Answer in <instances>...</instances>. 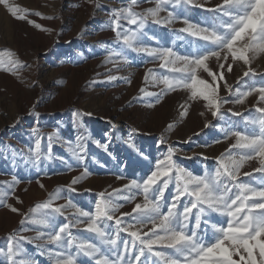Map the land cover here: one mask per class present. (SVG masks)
Masks as SVG:
<instances>
[{
    "label": "rangeland",
    "instance_id": "obj_1",
    "mask_svg": "<svg viewBox=\"0 0 264 264\" xmlns=\"http://www.w3.org/2000/svg\"><path fill=\"white\" fill-rule=\"evenodd\" d=\"M156 2L138 0L133 10L143 13L155 7ZM221 2L170 0L156 18L161 23L149 17L142 44L137 46L170 47L179 56L194 54L201 45L210 42L180 31L187 26L184 21L211 31L212 24L219 25L228 19L221 13L208 11ZM130 3L131 0L0 3V50H10L15 53L12 59L20 61L14 69L8 65L10 71L0 68V193L3 194L0 196V249L7 250L9 235L15 230L16 235L30 238L22 241L21 246L27 253L23 258H30L32 264H56V253L64 251L49 241L51 228L34 225L30 220L20 225L24 214L48 201L50 193L55 194L51 201L54 206H64L62 214H55L57 230L60 225L68 224L67 231L76 238L67 249L76 264H98L102 257L116 261L118 252L124 251V242L129 249L125 255L135 264L134 254L138 253L140 243L135 240L136 247H133L130 232L143 234L152 225L136 224L131 216H121V213H131L136 203H144L142 189L129 191L124 186L132 180L142 183L156 169V161H164L170 147L174 173L177 167L193 176L211 173L218 167L217 157L235 143L232 132L258 129L250 121L261 117L256 109L264 107V101L252 89L264 87V52L249 51L247 65L232 61L231 57L228 61L210 58L206 61L208 67L217 74L224 72V80L215 83L203 69L197 71L199 78L214 87L219 85L222 115L214 117L207 101L192 97L191 88L166 87L162 82L164 76L184 78L181 73L170 71L172 65L161 68L158 57L129 49L116 36L113 10L127 8ZM11 6L26 9L17 13L26 19L14 17L8 10ZM120 25L121 31L137 27L125 19L120 20ZM220 63L225 64L224 69H220ZM228 63L233 65L231 72L226 70ZM180 66L181 62L175 65ZM249 68L250 74L244 76ZM110 76L116 79L110 80ZM225 81L231 91L225 87ZM245 92L251 94L239 103ZM74 112L81 115L74 117ZM237 112L241 115H235ZM37 139L40 140L39 159L34 151ZM232 151L243 154L240 150ZM258 167V159L246 162L241 168L240 180L258 184L264 175L253 171ZM244 172L252 175L244 176ZM176 188L177 178L173 174L161 201L163 211H167L165 205L171 204ZM100 193L118 206L112 215L120 218V225L115 219L99 221L103 231L117 240L115 246L88 231V218L80 216L81 210L95 212ZM128 196L135 199L125 200ZM149 199L154 196L150 194ZM189 199L181 198L177 204L180 212ZM8 205L19 211H11ZM45 211L50 210L37 209L35 218H41L40 213ZM225 219L219 213L205 212L199 235L205 239L211 237L212 226H219ZM21 227L27 230L20 231ZM189 227H195L192 218ZM38 232L44 233L43 239H36ZM81 242L94 244L99 251L93 256L83 251L77 253ZM159 250L172 252L160 245L154 246V251ZM145 255L146 264L154 261L163 264L159 258L147 252ZM0 264H9L2 254Z\"/></svg>",
    "mask_w": 264,
    "mask_h": 264
},
{
    "label": "snow or ice",
    "instance_id": "obj_2",
    "mask_svg": "<svg viewBox=\"0 0 264 264\" xmlns=\"http://www.w3.org/2000/svg\"><path fill=\"white\" fill-rule=\"evenodd\" d=\"M89 2L91 3L93 0H89ZM137 2L138 0H131L127 8L113 10L112 24L116 36L123 40V44L127 48L158 57L161 61V68H168L169 65H172L171 72L183 75V79L164 76L162 82L167 88L171 89L180 85L189 87L192 89V97L199 96L207 101V107L214 117L222 115L221 98L218 95L219 85L214 87L207 80L199 78L197 71L203 69L215 83L217 80H224V72L221 71L219 74L213 72L206 63L210 58L228 61L231 57L232 61H243L247 65L249 64V51L264 52V0H222L215 8L208 9V11L221 13L228 19L222 20L219 25L212 24L211 31L185 20L184 23L187 26L180 31L199 37L204 42H210L201 45L194 54L189 56H179L170 47L137 46L142 44L143 29L149 17L153 18L155 23H161V20L156 18L162 10V6L169 3L170 0H157L155 7L146 9L143 13L133 10ZM176 2L180 3L181 0H176ZM184 2L191 3L192 0H184ZM0 3L7 4L8 0H0ZM199 6L203 7V5ZM8 10L18 19H26L24 15H17L18 11L26 12V9L18 10L15 6H11ZM36 14L39 15V13ZM121 19L127 20L131 25H136V29L121 31ZM29 23L34 24L35 22L29 21ZM36 26L40 27V25ZM14 56L15 53L8 49L0 50V68L10 71L12 69L8 65H12L14 69L16 64L20 63L19 60L12 59ZM177 62H181L180 67H175ZM219 67L224 69L225 64L220 63ZM226 70L231 72L233 65L228 63ZM250 72L249 68L244 72V76H248ZM109 79H116V77L110 76ZM186 81L190 82L186 83ZM225 87H229L231 91L226 81ZM252 91H257L260 94L259 99L264 101V87L252 89ZM250 94L251 92L243 93L238 102L243 103L244 98ZM149 95L152 94L149 93ZM256 111L262 115L258 120H251L250 123L258 125V129L254 127L250 131L232 132L231 135L234 136L235 143L230 144L226 153L217 157L218 167L213 172H206L203 176H193L186 170L177 167L174 173L173 150L170 147L164 161L157 160L156 169L151 171L142 180V183L132 180L130 184L124 186V189L129 191L133 188L142 189L144 203H136L131 213H121V216H131L136 224L143 225L147 222L152 225L149 231L143 234L139 231L130 232L134 238L133 247H136L135 240H139L140 243L138 253L134 254L135 264H146L148 259L145 255L146 252L159 258L163 264H264V175L258 184L245 183L240 180L241 168L246 162L253 159H258L260 163V167L253 171L264 174V107H258ZM73 115L78 118L81 113L74 112ZM235 115L239 116L241 113L237 112ZM205 126L207 127V124ZM225 138L227 139V136ZM39 150L40 140L37 139L34 149L36 159L40 157ZM232 150H240L243 154H233ZM80 158L83 159V157ZM173 174L177 178L176 193L172 197L171 204L165 205L167 211H163L161 201ZM243 175L251 176L252 173L244 172ZM162 177L164 179H161ZM150 194L154 196V199H149ZM2 195L0 193V196ZM54 195V193H50L48 201L37 204L35 208L29 210V213H25L20 225L23 226L26 221L30 220L34 225L51 228L52 231L48 233L49 241L64 249V251L56 253V264H76L75 257L67 252L76 239L72 237L71 232L67 231L69 225H60L57 230L54 224L55 214H62L64 207L52 204ZM185 196L190 199L186 204H183V212H180L177 209V204H180L181 198ZM100 197L101 199L96 201L94 213L81 210L80 216L88 218V231L96 233L101 241L115 246L117 240L110 238L103 231L99 221L115 219L116 224L120 225V218L112 215L117 211L118 206L114 205L110 198H105L104 193H100ZM124 199L133 200L135 197L128 196ZM8 207L13 212L19 211L11 205ZM37 209L50 211L40 213L41 218L37 219L35 218ZM205 212L219 213L226 218L219 222V226L216 224L212 226L213 234L207 239L198 233L201 218ZM190 218L195 220V227H189ZM128 227L131 228L132 225ZM26 230L23 227L20 229V231ZM124 230L128 231V228ZM43 237L44 233L38 232L36 239H43ZM8 239L7 250L0 249V254L6 256L9 264H32L30 258H23L27 257V253L21 246L22 241L30 238L18 236L14 230ZM156 245L171 249L172 252L154 251ZM80 251L93 256L99 250L94 244L81 242L77 247V253ZM128 251V244L124 242V251L118 252L116 261L102 257L98 264H133V261L125 255ZM142 256L145 257L144 261L141 260ZM153 264H158V262L154 261Z\"/></svg>",
    "mask_w": 264,
    "mask_h": 264
}]
</instances>
